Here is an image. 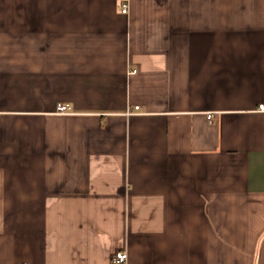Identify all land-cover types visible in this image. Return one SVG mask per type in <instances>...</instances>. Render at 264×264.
I'll list each match as a JSON object with an SVG mask.
<instances>
[{"label":"crops","instance_id":"crops-1","mask_svg":"<svg viewBox=\"0 0 264 264\" xmlns=\"http://www.w3.org/2000/svg\"><path fill=\"white\" fill-rule=\"evenodd\" d=\"M259 104L264 0H0V264H264Z\"/></svg>","mask_w":264,"mask_h":264},{"label":"built area","instance_id":"built-area-1","mask_svg":"<svg viewBox=\"0 0 264 264\" xmlns=\"http://www.w3.org/2000/svg\"><path fill=\"white\" fill-rule=\"evenodd\" d=\"M127 11V5L126 4H123L122 7H121V12L122 13H126ZM138 109V106H134L133 109L131 110H128L127 111V115H130L132 114L133 111L137 110ZM259 111H264V106L262 104H259L258 105V108H257ZM56 112L57 113H61V114H64V113H68L69 112V107L64 104V103H57L56 105ZM211 116L210 113H208L206 115V117L209 119ZM127 259V253L125 250L123 249H119V250H116L113 255H112V261L115 262V263H124Z\"/></svg>","mask_w":264,"mask_h":264}]
</instances>
